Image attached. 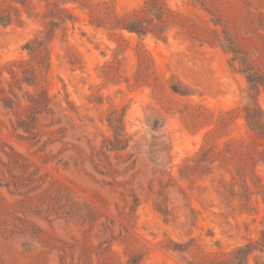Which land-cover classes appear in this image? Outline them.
<instances>
[{
  "label": "rangeland",
  "instance_id": "1",
  "mask_svg": "<svg viewBox=\"0 0 264 264\" xmlns=\"http://www.w3.org/2000/svg\"><path fill=\"white\" fill-rule=\"evenodd\" d=\"M0 6V264H264V139L245 118L256 104L264 120L245 73L264 77V0ZM134 17L145 35L121 28Z\"/></svg>",
  "mask_w": 264,
  "mask_h": 264
},
{
  "label": "trees",
  "instance_id": "2",
  "mask_svg": "<svg viewBox=\"0 0 264 264\" xmlns=\"http://www.w3.org/2000/svg\"><path fill=\"white\" fill-rule=\"evenodd\" d=\"M72 1H77V0H72ZM20 4H23V3H20ZM153 8H154L153 11L155 12L156 18L158 20L161 19L160 18V14H161L160 11H162L163 8L158 6V5L153 6ZM9 9L10 8H8V7L0 6V25H8L10 23V20H11L10 15L11 14L9 12ZM59 12H60L59 14L65 13L64 10H60ZM65 19L70 20L72 18H71V16H65ZM141 23H142V21L140 19L134 17L133 19L128 20L124 25H122L121 28L123 30L129 32V33H136L138 35H145L147 33V31L145 30L146 28L141 26ZM54 27H55V24L53 22H50L49 23V30H48V34H47L46 39L51 38L50 32H51L52 28H54ZM225 43H226V44H224L225 49L230 48V49H232L231 51L233 53H236V51L233 50V48H231L232 42H231L230 38H226ZM44 44H45L44 40H37V39L34 40L33 42H30L27 44L29 51L31 53H33V55H35V57L40 60L39 61L40 63H43V61L45 59L44 55H43ZM245 67L247 69L248 66L245 64ZM248 70H251V69H248ZM33 71L34 70H32L31 68H28L26 70H23L22 72L26 76H31L33 74ZM245 73H246L247 82L249 84L248 96L254 101L256 94H257V86L264 81V77L255 73V72L251 73V72L247 71ZM14 81H15V79H14ZM25 81L26 82L28 81L30 83V80H23V81L17 82V85H18L17 89H20V84H22L21 82H25ZM26 97L28 98V103L31 105L30 110H29V114L25 118V120H21L18 123L19 129L24 133H28L29 130L33 129V127H31V125L35 126L36 114L40 113L41 111L46 110L47 105H48V101H49L46 94L43 92L39 93L35 96H29L27 94ZM3 103L6 107L12 108L11 101L7 100V101H4ZM245 111H246L245 118L248 121V123L251 125L250 127H253L255 129V131L257 132V135L260 138L264 139V120L262 119V114H261V111H260V108L258 107V105L254 104V106H252V107L249 106V107L245 108ZM112 129H113V133H114L113 143L116 145L115 147H118L120 149H124L125 148L124 142L126 141V139L125 140L121 139L122 137H124L122 134V132H123L122 120H119V127L112 126ZM122 144H123V146H121ZM11 157H12V161H10L9 159L7 160V163L10 165V168L22 170L23 169V165H22L23 159L20 158L18 155L17 156L12 155ZM1 175H3V174L0 173V177H1ZM14 177L15 176H12V180H15ZM0 180H2V178ZM23 185H25V184L23 183ZM3 186L9 187L8 184H3ZM12 186L15 187L14 182H12ZM19 190H21V189H19ZM29 191H31V190H29ZM44 198H51L52 200L55 201V198L53 197V195L49 193L46 196L42 195V194H38L36 196L29 197L26 199V202H29V201L39 202L41 199L45 200ZM23 245H25V243ZM239 251L244 252L243 249H240ZM133 263H135V262H133Z\"/></svg>",
  "mask_w": 264,
  "mask_h": 264
}]
</instances>
